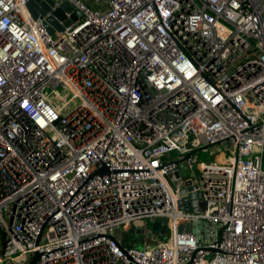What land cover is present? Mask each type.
<instances>
[{
	"label": "built area",
	"instance_id": "built-area-1",
	"mask_svg": "<svg viewBox=\"0 0 264 264\" xmlns=\"http://www.w3.org/2000/svg\"><path fill=\"white\" fill-rule=\"evenodd\" d=\"M27 1L0 0V264H264V0H67L53 32Z\"/></svg>",
	"mask_w": 264,
	"mask_h": 264
},
{
	"label": "water",
	"instance_id": "water-1",
	"mask_svg": "<svg viewBox=\"0 0 264 264\" xmlns=\"http://www.w3.org/2000/svg\"><path fill=\"white\" fill-rule=\"evenodd\" d=\"M27 8L29 9L34 18H42L45 26L50 32H53L56 29H63V27L69 24L72 19L75 18V16L80 14V12L75 9L73 5L67 0H28ZM107 171L108 168L105 165H102L96 170V172L99 173H105ZM175 174L178 176L179 172L176 170ZM194 196L195 194L191 193L190 195L185 196L183 199L189 200L190 198H194ZM201 204L202 207H204V203ZM181 206L182 205L180 204V207ZM185 208L191 209V206L187 205ZM196 210H198V208H196ZM154 228H160V221L156 220L154 222ZM37 256L38 253L35 252L29 264H33Z\"/></svg>",
	"mask_w": 264,
	"mask_h": 264
},
{
	"label": "rangeland",
	"instance_id": "rangeland-1",
	"mask_svg": "<svg viewBox=\"0 0 264 264\" xmlns=\"http://www.w3.org/2000/svg\"><path fill=\"white\" fill-rule=\"evenodd\" d=\"M223 153L225 155H228L230 153V149L223 143H219L215 146H209L206 150H198L194 152L196 161H210V160H214V154L215 153ZM178 155V153L176 151H171L170 154L167 155V157H176ZM262 167L264 168V150L262 153ZM192 170L198 174V170L196 168V162L193 163L192 166ZM183 174H186V172L183 170L182 171ZM148 226L152 227V222L151 221H147ZM123 232V231H122ZM127 236V238H125V241L127 242L130 238L129 235H135L132 233H127L124 234V236ZM2 235H0V239H2Z\"/></svg>",
	"mask_w": 264,
	"mask_h": 264
},
{
	"label": "bare ground",
	"instance_id": "bare-ground-1",
	"mask_svg": "<svg viewBox=\"0 0 264 264\" xmlns=\"http://www.w3.org/2000/svg\"><path fill=\"white\" fill-rule=\"evenodd\" d=\"M185 222V226H187L188 228H192L194 227L195 229L199 227L198 223H193V222H197V221H184Z\"/></svg>",
	"mask_w": 264,
	"mask_h": 264
},
{
	"label": "trees",
	"instance_id": "trees-1",
	"mask_svg": "<svg viewBox=\"0 0 264 264\" xmlns=\"http://www.w3.org/2000/svg\"><path fill=\"white\" fill-rule=\"evenodd\" d=\"M164 228H165V230L161 234V237L162 238H166L168 236V234H169V226L165 222H164Z\"/></svg>",
	"mask_w": 264,
	"mask_h": 264
},
{
	"label": "crops",
	"instance_id": "crops-1",
	"mask_svg": "<svg viewBox=\"0 0 264 264\" xmlns=\"http://www.w3.org/2000/svg\"><path fill=\"white\" fill-rule=\"evenodd\" d=\"M85 1H87L88 3L90 2V0H85Z\"/></svg>",
	"mask_w": 264,
	"mask_h": 264
}]
</instances>
